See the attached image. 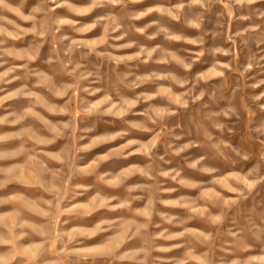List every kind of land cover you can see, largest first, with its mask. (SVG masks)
Segmentation results:
<instances>
[{"label":"rangeland","instance_id":"1","mask_svg":"<svg viewBox=\"0 0 264 264\" xmlns=\"http://www.w3.org/2000/svg\"><path fill=\"white\" fill-rule=\"evenodd\" d=\"M0 264H264V0H0Z\"/></svg>","mask_w":264,"mask_h":264}]
</instances>
